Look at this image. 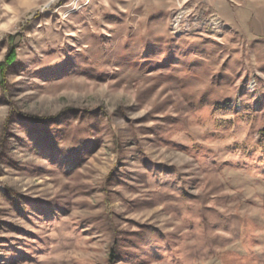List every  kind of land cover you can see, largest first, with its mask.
Wrapping results in <instances>:
<instances>
[{
    "label": "rangeland",
    "instance_id": "rangeland-1",
    "mask_svg": "<svg viewBox=\"0 0 264 264\" xmlns=\"http://www.w3.org/2000/svg\"><path fill=\"white\" fill-rule=\"evenodd\" d=\"M259 5L0 0V264H264Z\"/></svg>",
    "mask_w": 264,
    "mask_h": 264
},
{
    "label": "trees",
    "instance_id": "trees-1",
    "mask_svg": "<svg viewBox=\"0 0 264 264\" xmlns=\"http://www.w3.org/2000/svg\"><path fill=\"white\" fill-rule=\"evenodd\" d=\"M18 37V34H16L15 36H8V41H10L12 43V45L14 46V41L15 39ZM16 66V52L14 48H11L9 50V52L7 53V55L5 56L3 62L0 63V86L2 88V92L6 97V75L7 72L14 68ZM10 115L7 118L6 121V127L14 120V119H19L23 122H29L32 123L33 125H35L36 127L42 125V124H53L54 119L52 118H46V117H38L36 115H32L29 113H22L17 107H14L10 113ZM10 122V123H9ZM262 131H264V129H262ZM230 153H236V155L238 156V158H240L239 160L236 161H232L229 160L230 163L232 165H239V163L242 164V167H244V169H247V172H242L244 175H248L251 177L257 176L259 175V179L264 178V157L259 153V152H264V146L262 145H257L256 149H250L247 146H245L243 143H239V144H235L233 147L228 148ZM203 150V149H202ZM207 150V149H204ZM4 153V143H2L0 145V157L1 155ZM214 154H207L209 155L208 157H211V159L215 158L216 160H218L221 157H224L225 155H219L216 154V152H213ZM225 160V159H224ZM215 162V161H214ZM213 162V163H214ZM259 168H262V172L259 171ZM164 167L160 168L158 170L159 174L160 173H164ZM166 173V172H165ZM155 176L157 175L154 174ZM153 175V177H154ZM165 175V174H164ZM174 175V174H173ZM172 174H170V178H168V180H171V183L177 184L178 180L176 179V177H174ZM156 178V177H155ZM163 179L166 177H162ZM156 183H162V179L159 180H155ZM169 181H167L166 183H168ZM262 183L263 180H262ZM173 186V185H172ZM184 187L183 185L181 186V184L177 185V188H175L174 192L172 193V195H175L176 197H180V198H189V194H187V192H184ZM176 193V194H175ZM243 195L240 196L241 199H248ZM26 206H33L35 204H33V200L31 199H27L25 202ZM50 209V208H48ZM213 209L212 207H209L206 205L205 202H202V204L199 205L198 210L196 211V213L198 215L202 214L203 211H208ZM204 213V212H203ZM184 225L189 226L187 223H193L192 218L188 217L187 219L184 220ZM188 228V227H187ZM192 229V228H191ZM190 230V229H189ZM190 232V231H189Z\"/></svg>",
    "mask_w": 264,
    "mask_h": 264
},
{
    "label": "crops",
    "instance_id": "crops-1",
    "mask_svg": "<svg viewBox=\"0 0 264 264\" xmlns=\"http://www.w3.org/2000/svg\"><path fill=\"white\" fill-rule=\"evenodd\" d=\"M262 9L264 10V5H259L257 8H256V10L254 11V13H255V16H261L260 14H261V12L260 13H258L259 12V10L260 11H262ZM264 12V11H263ZM257 13H258V15H257ZM258 16V17H259ZM262 26V30L260 31L261 32V34H264V21H263V24L261 25Z\"/></svg>",
    "mask_w": 264,
    "mask_h": 264
}]
</instances>
